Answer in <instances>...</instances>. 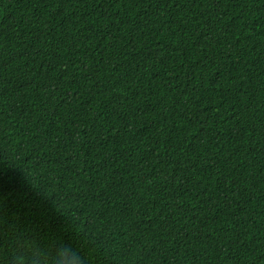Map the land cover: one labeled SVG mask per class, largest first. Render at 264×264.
<instances>
[{
  "label": "trees",
  "instance_id": "trees-1",
  "mask_svg": "<svg viewBox=\"0 0 264 264\" xmlns=\"http://www.w3.org/2000/svg\"><path fill=\"white\" fill-rule=\"evenodd\" d=\"M264 264V0H0V264Z\"/></svg>",
  "mask_w": 264,
  "mask_h": 264
},
{
  "label": "clouds",
  "instance_id": "clouds-1",
  "mask_svg": "<svg viewBox=\"0 0 264 264\" xmlns=\"http://www.w3.org/2000/svg\"><path fill=\"white\" fill-rule=\"evenodd\" d=\"M18 264H23V259L14 257ZM82 257L75 251H69L67 247H62L53 256L52 264H81Z\"/></svg>",
  "mask_w": 264,
  "mask_h": 264
}]
</instances>
